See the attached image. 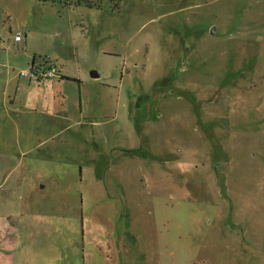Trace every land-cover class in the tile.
Masks as SVG:
<instances>
[{"label": "rangeland", "instance_id": "obj_1", "mask_svg": "<svg viewBox=\"0 0 264 264\" xmlns=\"http://www.w3.org/2000/svg\"><path fill=\"white\" fill-rule=\"evenodd\" d=\"M0 250L264 264V0H0Z\"/></svg>", "mask_w": 264, "mask_h": 264}, {"label": "built area", "instance_id": "obj_2", "mask_svg": "<svg viewBox=\"0 0 264 264\" xmlns=\"http://www.w3.org/2000/svg\"><path fill=\"white\" fill-rule=\"evenodd\" d=\"M14 40L15 42L21 41V36L19 33H16ZM57 76L58 69L55 65V62L46 59H42L38 63L33 60L27 69L20 71L18 74V77H25L29 81L38 83L57 78Z\"/></svg>", "mask_w": 264, "mask_h": 264}, {"label": "crops", "instance_id": "obj_3", "mask_svg": "<svg viewBox=\"0 0 264 264\" xmlns=\"http://www.w3.org/2000/svg\"><path fill=\"white\" fill-rule=\"evenodd\" d=\"M2 250V249H1ZM0 250V264H16V255L10 250Z\"/></svg>", "mask_w": 264, "mask_h": 264}, {"label": "water", "instance_id": "obj_4", "mask_svg": "<svg viewBox=\"0 0 264 264\" xmlns=\"http://www.w3.org/2000/svg\"><path fill=\"white\" fill-rule=\"evenodd\" d=\"M92 76H93V77H96V74H95V73H92Z\"/></svg>", "mask_w": 264, "mask_h": 264}, {"label": "trees", "instance_id": "obj_5", "mask_svg": "<svg viewBox=\"0 0 264 264\" xmlns=\"http://www.w3.org/2000/svg\"><path fill=\"white\" fill-rule=\"evenodd\" d=\"M33 60H34V59H33ZM33 60H32V61H33Z\"/></svg>", "mask_w": 264, "mask_h": 264}]
</instances>
